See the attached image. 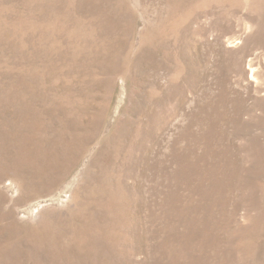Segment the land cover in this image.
<instances>
[{"label": "rangeland", "instance_id": "obj_1", "mask_svg": "<svg viewBox=\"0 0 264 264\" xmlns=\"http://www.w3.org/2000/svg\"><path fill=\"white\" fill-rule=\"evenodd\" d=\"M0 264H264V0H0Z\"/></svg>", "mask_w": 264, "mask_h": 264}]
</instances>
